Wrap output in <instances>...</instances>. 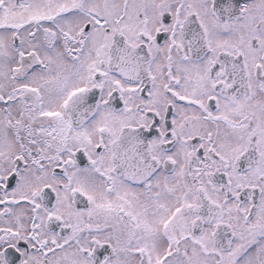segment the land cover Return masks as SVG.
<instances>
[{"label":"snow or ice","instance_id":"obj_1","mask_svg":"<svg viewBox=\"0 0 264 264\" xmlns=\"http://www.w3.org/2000/svg\"><path fill=\"white\" fill-rule=\"evenodd\" d=\"M0 264H264V0H0Z\"/></svg>","mask_w":264,"mask_h":264}]
</instances>
